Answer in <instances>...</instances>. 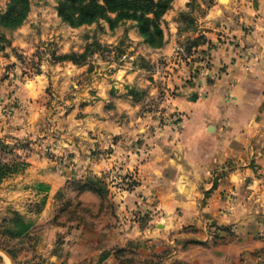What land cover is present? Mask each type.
<instances>
[{
    "label": "rangeland",
    "instance_id": "rangeland-1",
    "mask_svg": "<svg viewBox=\"0 0 264 264\" xmlns=\"http://www.w3.org/2000/svg\"><path fill=\"white\" fill-rule=\"evenodd\" d=\"M225 1L173 0L159 22V48L144 43L133 21L114 29L104 21L71 28L58 17L56 0H28L19 27L0 26V264H102L110 251L91 255L99 236L108 238L117 264H175L191 249L197 250L190 253L194 264H264V247L254 253L248 247L251 238L264 243V233L247 236L242 222L207 224L211 234L203 242L196 227L185 226L178 235L190 239L182 245L170 242L174 236L168 234L169 243L157 248L130 249L126 230L135 225L165 232L166 226H156L165 214L143 203L119 211V199L113 211L109 198L137 196L142 166L155 148L176 154L191 171L183 157L181 105L226 96L214 88L226 67L218 54L233 44L218 19L221 7L230 6ZM7 3L0 0V15ZM83 52L82 65L56 61ZM259 142L249 141V152L237 163L200 166V187H215L233 168L253 167L262 158L255 157ZM258 174L246 179L263 180V172ZM88 180L106 187L105 201L78 191L75 184ZM254 184L245 180L240 195H250ZM228 192L233 197L235 190ZM201 194L203 205L210 191ZM257 214L259 232L264 212ZM107 221L111 229L103 230Z\"/></svg>",
    "mask_w": 264,
    "mask_h": 264
},
{
    "label": "crops",
    "instance_id": "crops-1",
    "mask_svg": "<svg viewBox=\"0 0 264 264\" xmlns=\"http://www.w3.org/2000/svg\"><path fill=\"white\" fill-rule=\"evenodd\" d=\"M228 3L230 6L221 7L218 19L222 21L223 32L233 44L218 54L220 62L226 63V67L214 84V88L221 89L224 94L226 91V96L215 95L210 101L201 100L194 104L185 101L184 106L181 105L183 113H186L183 157L191 171L181 166L183 162L175 158L176 154L164 155L155 148L151 151L149 161L142 166L137 196L125 193L121 196H109L113 200V211L115 201L119 199V211L123 208L126 212V207L143 203L144 206L154 204L165 214L156 223V226H166L165 232L140 230L131 225L124 238L125 246L130 249H136L137 246L148 248L150 244L152 249L157 248L169 243L168 234L174 236L170 242H174L176 246L182 245L181 242H189L190 239L178 235L185 226L196 227L200 234L197 240L201 242L206 241L211 234L207 224L221 226L242 222V227L247 229L244 231L247 236L251 233V237L264 233V228L263 231L257 230L262 224L257 213L264 212V179H246L252 174L259 175V172H263L264 177V0H228ZM228 14H231L230 20H224V15ZM120 129L125 131L122 127ZM116 130H119V126H116ZM256 139L260 142L254 143V146L259 149L261 147V153L257 152L255 157L262 154V158H257L253 167L241 165L239 170V167L235 170L233 168L217 181L215 187L209 183L200 187L201 179H205L198 171L200 166L217 165L229 159L236 162L233 160H238L241 155L249 152L250 146L247 143ZM245 180L256 184L250 195L247 192L240 195L243 187L245 190ZM233 188L234 196H228V189ZM203 191H210V194L205 204L201 205ZM83 197L96 199L88 193H83ZM99 205L100 203L96 205L97 208ZM109 229L110 221H107L103 230ZM107 240L104 236L93 238L91 255L99 257L101 253L110 251L102 255L106 258L102 264H117L113 250L106 246ZM248 247L254 253L257 248L264 247V243L251 238ZM193 251L197 250L191 249L187 256L181 254L175 264H194L190 259Z\"/></svg>",
    "mask_w": 264,
    "mask_h": 264
},
{
    "label": "trees",
    "instance_id": "trees-1",
    "mask_svg": "<svg viewBox=\"0 0 264 264\" xmlns=\"http://www.w3.org/2000/svg\"><path fill=\"white\" fill-rule=\"evenodd\" d=\"M172 2L173 0H56V11L60 20L71 28L104 21L110 29H114L121 22L133 21L144 43L151 48H159L163 44L159 22L170 9ZM28 12V0H8L5 12L0 15V26L17 28L23 23ZM3 40L4 38L0 37V43ZM85 52L62 55L56 58V61H67L79 66L86 60ZM75 185L79 192H91L102 201L108 196L106 187L92 180L77 182Z\"/></svg>",
    "mask_w": 264,
    "mask_h": 264
},
{
    "label": "water",
    "instance_id": "water-1",
    "mask_svg": "<svg viewBox=\"0 0 264 264\" xmlns=\"http://www.w3.org/2000/svg\"><path fill=\"white\" fill-rule=\"evenodd\" d=\"M219 2H221V3H225L226 1H225V0H219Z\"/></svg>",
    "mask_w": 264,
    "mask_h": 264
}]
</instances>
